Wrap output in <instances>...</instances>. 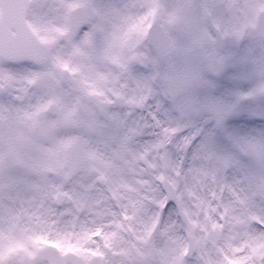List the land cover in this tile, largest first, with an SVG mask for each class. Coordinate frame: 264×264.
Listing matches in <instances>:
<instances>
[{"label": "snow or ice", "instance_id": "6c2138e0", "mask_svg": "<svg viewBox=\"0 0 264 264\" xmlns=\"http://www.w3.org/2000/svg\"><path fill=\"white\" fill-rule=\"evenodd\" d=\"M0 264H264V0H0Z\"/></svg>", "mask_w": 264, "mask_h": 264}]
</instances>
